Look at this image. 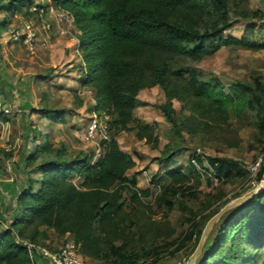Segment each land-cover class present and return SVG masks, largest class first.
I'll use <instances>...</instances> for the list:
<instances>
[{
    "label": "trees",
    "instance_id": "1",
    "mask_svg": "<svg viewBox=\"0 0 264 264\" xmlns=\"http://www.w3.org/2000/svg\"><path fill=\"white\" fill-rule=\"evenodd\" d=\"M46 2L45 7L53 5L72 16L78 31L80 86L91 93V112L111 114V130L116 133L137 129V140L151 137L150 126H132L133 112L139 103L137 95L151 86L180 90L181 101L188 104L191 113L198 114L202 125L205 119L217 121L234 111L237 115H252L257 128L264 131V85L259 77L252 84L236 82L225 88L213 75L190 64L211 57L222 48L264 49V43L247 37L224 36L238 20H247V12H238L246 0ZM33 3L34 0H0V32L8 29L17 16L39 20L28 12ZM253 15L256 17L259 12ZM159 109L173 132L179 134L182 122L177 121L175 113L166 105ZM32 113L55 122L62 121L64 114L45 107ZM110 138L104 156L92 162V150L90 154H71L64 143L55 147L47 136L39 137L24 158L26 166H31L30 174L37 177L27 179L26 186L15 196L16 214L0 232V264H28L27 254L16 238L45 245L47 237L40 228L58 236L68 234L81 256L99 264L157 263L162 246L146 245L142 233L129 226L135 224L129 221L132 205L142 206L141 197H149L150 192L139 189L136 177L127 175L136 162L119 148L111 134ZM181 150L166 145L158 160L170 183L156 195L157 206L167 211L175 205L188 210L186 231L179 239L165 244L173 247L172 255L188 245L192 254L205 225L221 210L219 207L200 217L182 204V199L196 197L194 191H187L191 188L185 187L190 177L210 174L221 182L245 177L236 161L213 157L206 160L205 166L195 151L186 169L173 167L171 163ZM10 156L0 150V159ZM192 158L197 167L191 163ZM263 176L261 162L255 173L256 184L261 183ZM177 197L182 198L176 200ZM204 247L195 264H264V190L221 215Z\"/></svg>",
    "mask_w": 264,
    "mask_h": 264
},
{
    "label": "rangeland",
    "instance_id": "2",
    "mask_svg": "<svg viewBox=\"0 0 264 264\" xmlns=\"http://www.w3.org/2000/svg\"><path fill=\"white\" fill-rule=\"evenodd\" d=\"M34 2L45 5L48 3L46 0H34ZM246 2L238 8V12H247V20H238L229 31L224 33V36L247 37L264 43V0H246ZM256 11L259 12V15L255 17L253 14ZM23 18L20 16V20L23 21ZM51 33L55 34V37H62L76 43L72 38L74 36H59L55 28ZM51 33L40 31L36 54L32 57L27 55L24 57L30 59L29 68L35 74L34 84L38 85V82L43 81V76H48V79L44 80L47 83L42 87L43 93L46 95L41 98V105H36V107L38 106V109L45 107L61 110L64 112L63 119L60 122H55L40 118L36 114L33 123L27 124L29 119L27 121L25 118L12 119L13 122L10 123V126L5 127L3 138L0 139V150L3 153L11 154V156L7 159H0V232L6 229L8 222H11L16 214V198L7 196V193L10 194L9 190L22 188L26 186L27 179L37 177L30 174L31 166H26L24 158L33 150L40 136H47V140L55 147L64 143L68 148V153L71 154L78 151L90 154L92 150L91 145L82 141L88 116L91 114L90 108L93 102L91 95H87L88 90L81 88L77 81L69 82L65 77L60 78L58 73H53L54 70L44 67L50 63L51 50L47 52V56L42 55L41 58L45 61L42 59L44 63H41L40 53H43L42 47H46L43 40ZM0 39H2L1 44L3 42L12 43L8 40L7 32ZM52 45L58 46L57 50H61L59 43L53 42ZM54 55L56 57L57 53ZM190 64L202 70L206 75H213L225 88L236 82L252 84L256 77H259L264 85V49L248 51L238 47L222 48L213 56ZM74 69L75 65L70 70ZM137 100L139 103L133 112L135 123L132 126L137 128V123L150 126L152 133L150 138L147 137L142 141L137 140L135 137L137 129L116 133L111 130L110 123L112 138H115L119 148L131 154L136 162V166L128 171L127 175L136 177L139 189L150 192L149 197H141L142 206L132 205L131 213L133 215L129 221H134L135 224L129 226L142 233L146 245L150 247L162 246L161 258L156 261V264H188L192 256L190 245L175 255L171 254L173 247L165 245L179 239L186 231L188 210L183 211L178 209V205H175L172 211H167L164 207L157 206L155 198L161 192L162 186L170 183L163 172L164 166L158 162L164 147L169 145L182 148L171 163L173 167L181 166L186 169L190 156L198 149L203 156L205 166L208 158L221 157L236 161L244 169L245 177L243 179L233 178V180L221 182L210 176L209 171H206L208 176H193L185 183V187L192 189L187 191H194L196 197L182 199V204L198 212L200 217H206L216 208L221 207L222 209L235 200L256 191L264 181V176L260 184H256L254 181L258 165L264 162V152L262 151L264 131L257 128L256 120L252 115L246 113L237 115L234 111H230L226 117L217 121L205 119V124L202 125L198 114L191 113L187 109L188 104L181 101L183 99L180 90L171 87L168 91L158 86L147 87L138 93ZM162 105L170 107L175 113L177 121L182 122L179 134L173 132L171 125L163 117L159 109ZM109 115L112 122V116ZM107 146L108 143L106 148ZM92 162L94 161L92 160ZM254 167L256 170H253ZM199 172L204 171L199 170ZM10 179L13 181L11 182ZM152 180L155 181L152 182ZM180 198L175 199L179 200ZM40 230L47 237L43 244H49L51 248L58 244L56 233L45 228H40ZM37 242L40 241L37 240ZM82 258L88 264H99L84 256Z\"/></svg>",
    "mask_w": 264,
    "mask_h": 264
},
{
    "label": "built area",
    "instance_id": "3",
    "mask_svg": "<svg viewBox=\"0 0 264 264\" xmlns=\"http://www.w3.org/2000/svg\"><path fill=\"white\" fill-rule=\"evenodd\" d=\"M28 12L35 14L39 20L24 19L20 23L10 26L6 31L8 40L18 44L28 56L32 57L36 54L40 31L51 33L55 28L59 36L72 35L74 36L73 40L77 43L76 35L73 32V28H76L73 18L68 12L53 5L45 7L42 3H33ZM86 94L91 95L90 91H87ZM110 123V115L106 112L92 111L88 116L82 141L92 146L93 161L101 159L105 154L106 144L111 139ZM195 156L203 159L198 149L195 150ZM191 163L197 167L195 158L191 159ZM253 170H256V167ZM21 189L19 187L14 190L13 196L18 195ZM3 225L5 224L3 223ZM16 242L24 248L28 264H88L79 254L78 246L68 235L58 236V244L53 248L49 244L39 245L20 241L17 238Z\"/></svg>",
    "mask_w": 264,
    "mask_h": 264
},
{
    "label": "crops",
    "instance_id": "4",
    "mask_svg": "<svg viewBox=\"0 0 264 264\" xmlns=\"http://www.w3.org/2000/svg\"><path fill=\"white\" fill-rule=\"evenodd\" d=\"M20 16L15 17L12 25L20 23ZM11 25V26H12ZM5 29L0 32V38L5 36ZM73 32L77 36L78 31L73 28ZM47 39V40H46ZM45 41L46 47H42L43 53H40V60L42 55L47 56V52L51 50L50 63L45 65V68L54 70L53 73H58L60 78H66L69 80H75L80 84V78L82 77L81 58L77 48V43L68 41L62 37H55V34L47 36ZM0 39V139L3 137V131L5 127H9L12 119H29L27 124L33 123L36 114L31 113V110H37L41 105L42 97L46 94L43 93L42 87L47 83L43 76V81L34 84L35 74L29 68L30 59H26L22 48L13 43H5ZM53 42H57L61 45V50H57L56 45H52ZM56 57L54 54H56ZM59 53V54H58ZM58 58V59H55ZM48 60V58H46ZM44 60V59H43ZM41 63H44V61ZM59 65V67H57ZM66 67L62 68L63 66ZM75 65L74 70H70ZM31 70V71H30ZM48 73V71H46ZM48 79V78H47ZM41 80V79H40ZM17 93V96L15 94ZM36 105H38L36 107ZM41 118V117H40ZM34 128V126H32ZM20 161V158L18 159ZM8 197L13 196L14 189L9 190Z\"/></svg>",
    "mask_w": 264,
    "mask_h": 264
},
{
    "label": "water",
    "instance_id": "5",
    "mask_svg": "<svg viewBox=\"0 0 264 264\" xmlns=\"http://www.w3.org/2000/svg\"><path fill=\"white\" fill-rule=\"evenodd\" d=\"M262 190H264V181L261 183V185L259 186V188L256 191L252 192L251 194H249L245 197H242L240 199L235 200L233 203L222 208L216 215H214L205 225L204 230L201 234L200 240H199L194 252L192 253V256H191L188 264H195L198 256L200 255V253L204 247L205 241L210 234L211 229L213 228L216 221L221 217V215H223L228 210H230L234 207H237V206L241 205L242 203L246 202L252 196L260 193Z\"/></svg>",
    "mask_w": 264,
    "mask_h": 264
}]
</instances>
